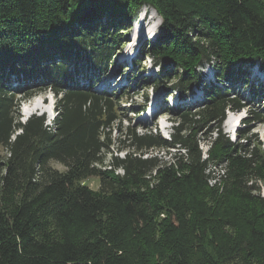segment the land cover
<instances>
[{"label": "trees", "instance_id": "trees-1", "mask_svg": "<svg viewBox=\"0 0 264 264\" xmlns=\"http://www.w3.org/2000/svg\"><path fill=\"white\" fill-rule=\"evenodd\" d=\"M143 6L162 19L145 46L159 75L144 79L205 98L175 111L169 138L127 129L132 150L106 165L114 99L128 91L97 85L129 70L113 58ZM254 66L264 72V0H0V264H264V146L246 128L236 142L222 133L227 110L251 108L232 92ZM42 87L58 97L53 125L22 122L20 104ZM248 89L261 103L264 81ZM156 148L179 151L145 157Z\"/></svg>", "mask_w": 264, "mask_h": 264}, {"label": "rangeland", "instance_id": "rangeland-1", "mask_svg": "<svg viewBox=\"0 0 264 264\" xmlns=\"http://www.w3.org/2000/svg\"><path fill=\"white\" fill-rule=\"evenodd\" d=\"M132 19L131 28L125 36L127 37L125 38L127 44L118 52L117 59L113 58L112 63V65L116 64V68L120 67V65L127 66L129 72L127 71L124 74L126 69H121L123 70L121 74V71L118 72L116 69H111L109 76L102 79V82L97 85L100 87V93L106 91L109 95L123 92V90L128 91L121 100H118L119 98L114 99L118 101L117 104L119 103L116 108L119 117L109 129L113 145L110 152L106 153V165H109L108 163L112 156L118 155L123 158L127 151L132 150V148L129 149V141L125 138L127 129L136 130L139 135L160 134L164 138H169L179 122L175 111L181 108L184 111L192 110L194 112V107L204 102L205 98L201 90L193 89V92L187 91V96L183 97L182 95L179 96L178 92H172L174 90L168 89L170 87L168 83H165V87L156 88L157 85H154V82H148L144 79V77H157L159 75V69L154 66L153 58L145 54L148 50L145 46L149 47V43L161 35L162 19L150 6H143ZM137 59H139V65L135 63ZM200 70L204 74L207 86L214 83L210 81L214 74L212 65H206ZM250 70L251 75L246 84L244 80L238 83L234 86L232 93L244 96L251 108H246L238 113L227 110L225 121L222 124V133L229 137L231 141L236 142L240 129L246 128L255 143L261 142L264 146V119L260 122L244 124V120L247 117L254 116V112L264 115V92L260 96L262 98L261 103H258L253 101L248 89L251 81L255 84H258V81H262L259 75L264 78V73L258 66L251 67ZM97 79L98 76L93 77V81ZM131 80L136 82L135 86L130 85ZM218 84L221 86L220 83ZM35 95V97H31L20 104L19 117L21 121H26L28 119L27 115L31 112V115L36 113L35 115L46 116V123L50 126L53 125L57 114L56 102L58 97L55 96L52 90L44 87ZM249 110L253 114H250ZM193 118L197 117L193 116ZM186 126L188 129L186 133H190L188 124ZM214 126V124H206L197 134L198 144L203 151V157L207 156L206 153L211 146L207 140L215 136L213 133L215 131ZM178 151V149L165 150L156 148L146 154L145 157L157 156L164 161H171L172 155ZM53 166L61 171L65 169L64 166L58 163H54ZM119 172L122 173V171ZM86 184L94 190L99 188V180L97 178L88 179ZM258 184L262 187V195H264V182L261 181Z\"/></svg>", "mask_w": 264, "mask_h": 264}, {"label": "bare ground", "instance_id": "bare-ground-1", "mask_svg": "<svg viewBox=\"0 0 264 264\" xmlns=\"http://www.w3.org/2000/svg\"><path fill=\"white\" fill-rule=\"evenodd\" d=\"M264 73V72H263ZM259 78H261L262 80H264V78H262L261 77V75H259ZM210 81H212V82H215V74H213V78L212 79H210ZM196 90V89H195ZM198 90H200V89H198ZM173 92V91H172ZM174 92H176V91H174ZM202 92V91H201ZM193 94V93H192ZM202 94H203V92H202ZM179 96L181 95L180 93L178 94ZM183 97H185V96H187V93L186 94H184V95H182ZM36 109V108H35ZM244 109H242V111H243ZM231 112H233V113H238L239 111H231ZM227 122H228V120H227ZM236 133V132H235Z\"/></svg>", "mask_w": 264, "mask_h": 264}]
</instances>
